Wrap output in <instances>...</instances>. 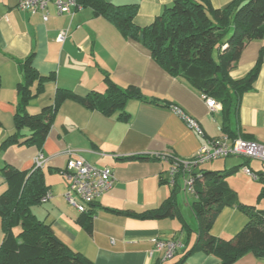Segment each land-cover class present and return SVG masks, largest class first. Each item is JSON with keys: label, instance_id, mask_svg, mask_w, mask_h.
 Wrapping results in <instances>:
<instances>
[{"label": "crops", "instance_id": "1", "mask_svg": "<svg viewBox=\"0 0 264 264\" xmlns=\"http://www.w3.org/2000/svg\"><path fill=\"white\" fill-rule=\"evenodd\" d=\"M104 1L115 6H137L133 23L143 28L174 0ZM232 1L209 0V3L214 9H220ZM71 12V15L59 14L51 3L45 13L31 15L17 8V0H0V143L14 132V116L19 103L16 86L22 80L20 64L29 56L35 71L52 77L44 84L42 93L28 103L27 112L31 115L52 106L57 89L78 96L90 91L104 92L105 75L121 88L134 86L146 99L157 98L159 105L128 101L125 111L129 120L125 123L117 120L116 115L105 116L66 100L58 108L40 150L34 146H11L0 152V168L8 164L20 171H29L35 158L43 155L41 170L51 198L45 204L32 207L31 212L39 221L50 224L52 232L63 243L90 263L176 264L185 242L182 223L194 231L197 228L191 211L195 195L186 193L183 177L177 181L175 216L140 219L134 215L158 209L170 195L172 177L162 157L186 161L208 141L221 138L231 141L222 132L221 105L210 111L198 92L171 77L152 60L146 49L125 39L106 20L94 16L91 9H71ZM61 31L67 32L66 37L58 42ZM259 59L258 76L252 89L241 97L231 127L236 131V139L264 145V38L251 41L243 48L229 76L233 80L244 78ZM172 108H178L197 121L204 138L189 129ZM68 151H74L91 166L109 168L114 176L110 191L91 207L90 231L79 222L80 213L63 198L67 185L62 172L69 159ZM136 156L149 159H129ZM223 160L198 167L195 173L229 171L240 165L236 161L228 164ZM256 162L250 160L247 167L256 174H264V164ZM241 170L227 178L228 187L241 203L264 211V200L256 202L261 188L257 181H252L256 182L254 185L250 183L253 186L250 191L246 190V185L237 183L244 175ZM5 190V180L0 175V195ZM183 209L189 214L187 219L182 215ZM246 223L245 215L226 207L213 222L209 234L229 239ZM2 237L0 229V244ZM153 239L180 240L182 247L171 260L164 261L162 254L153 250ZM194 240L192 234L189 245ZM183 264L220 262L198 252L186 258ZM234 264H264V260L247 253Z\"/></svg>", "mask_w": 264, "mask_h": 264}, {"label": "trees", "instance_id": "2", "mask_svg": "<svg viewBox=\"0 0 264 264\" xmlns=\"http://www.w3.org/2000/svg\"><path fill=\"white\" fill-rule=\"evenodd\" d=\"M76 2L110 23L125 39L140 44L171 77L180 79L201 97L214 99L220 104L222 132L231 141L236 139L232 122L241 97L252 89L258 76L260 59L242 79L233 80L229 72L249 42L264 38V0H233L220 9H214L209 0H174L149 26L143 28L133 23L137 13L135 5L115 6L104 0ZM20 70L22 80L16 86L19 103L14 116V132L0 143V152L11 146H34L40 150L58 108L66 100L105 116L116 115L117 120L125 123L129 120L125 111L128 101L159 105L157 98L146 99L134 86L121 88L105 75L104 92L90 91L78 96L68 90L57 89L53 105L31 115L27 112L28 103L42 93L44 84L52 77L35 71L31 66V56L20 64ZM129 159L149 158L136 156ZM249 161L243 159L239 166L229 171L201 170L195 173L198 178L194 184L191 211L197 228L194 231L182 221L185 242L176 264H183L186 258L198 252L217 258L220 264H234L247 253L264 260V211L241 203L226 181L230 175L247 167ZM166 162L168 167L174 165L173 159ZM181 167L178 165L177 174L170 176L172 189L161 207L134 216L165 219L177 214L175 196L177 181L183 176ZM0 175L6 184V190L0 195V229L3 235L0 264H93L63 243L52 232L50 224L39 221L32 214L31 208L39 206L41 198L48 192L41 169L20 171L4 164ZM257 176V182L262 184L256 201L260 202L264 200V174L257 173ZM91 207L80 213L79 218L87 231L91 229ZM226 207L245 215L247 223L229 239L213 237L209 230ZM192 234L195 240L189 245Z\"/></svg>", "mask_w": 264, "mask_h": 264}, {"label": "built area", "instance_id": "3", "mask_svg": "<svg viewBox=\"0 0 264 264\" xmlns=\"http://www.w3.org/2000/svg\"><path fill=\"white\" fill-rule=\"evenodd\" d=\"M51 3L59 14L71 15V9L80 10L82 8L76 0H17V8L33 15L37 12L45 13L48 4ZM43 20H47L45 14L43 15ZM66 33V31H61L57 36V41L63 42ZM202 99L210 111L219 107V104L214 99L206 97H202ZM172 109L181 117L189 129L197 136L204 138L203 130L197 121L184 115L178 108ZM68 155L69 159L62 172L67 185L63 198L78 213H83L110 191L114 184V176L109 168L91 166L84 159L77 156L74 151H68ZM229 157L256 160L264 164V145L242 139L229 141L226 138H221L204 143L190 160L180 161L171 157L162 158L165 161H168V159L174 160V165L170 166L168 170L169 175L172 177L177 174V166L181 164L184 189L186 193L194 195V184L196 178H198L197 175L195 176L194 170L207 163ZM43 164L44 157L39 154L34 160L33 168L41 169ZM241 171L252 181L258 180L257 174L248 167H243ZM50 198L51 195L47 192L41 198L40 204L47 203ZM152 246L154 251L162 254V260L168 261L173 258L176 251L182 247V244L180 240L162 241L153 239Z\"/></svg>", "mask_w": 264, "mask_h": 264}, {"label": "rangeland", "instance_id": "4", "mask_svg": "<svg viewBox=\"0 0 264 264\" xmlns=\"http://www.w3.org/2000/svg\"><path fill=\"white\" fill-rule=\"evenodd\" d=\"M223 161H225V162H227L228 164L230 163V162H232V161H236L238 164H241L242 162H243V159L242 158H237V157H234V158H228V159H225V160H223ZM251 163H254L253 161H251ZM256 163H258V162H256ZM237 183L238 184H241L242 186H244L245 187V185L247 186V191H250V189H252L251 187H253L252 185H254V183H256V182H252V180H250L248 177H246V176H241L240 178H238L237 179ZM250 183L252 184V185H250ZM237 184V185H238ZM257 184H259L260 186H262V184L261 183H258L257 182ZM248 197H249V195L248 194H246ZM244 197L245 199L246 198H248V197ZM182 215H183V217L184 218H186L187 219V216L189 215L188 213H187V211H185L184 209L182 210Z\"/></svg>", "mask_w": 264, "mask_h": 264}]
</instances>
